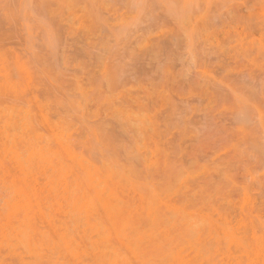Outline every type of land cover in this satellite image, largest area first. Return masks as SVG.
I'll return each mask as SVG.
<instances>
[{
  "label": "rangeland",
  "instance_id": "374dc122",
  "mask_svg": "<svg viewBox=\"0 0 264 264\" xmlns=\"http://www.w3.org/2000/svg\"><path fill=\"white\" fill-rule=\"evenodd\" d=\"M0 264H264V0H0Z\"/></svg>",
  "mask_w": 264,
  "mask_h": 264
}]
</instances>
